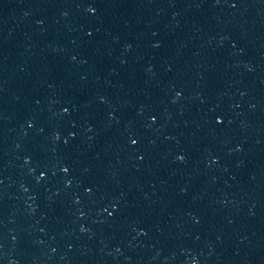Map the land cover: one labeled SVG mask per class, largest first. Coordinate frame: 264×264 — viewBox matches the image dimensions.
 Masks as SVG:
<instances>
[{
  "label": "water",
  "instance_id": "water-1",
  "mask_svg": "<svg viewBox=\"0 0 264 264\" xmlns=\"http://www.w3.org/2000/svg\"><path fill=\"white\" fill-rule=\"evenodd\" d=\"M0 264H264V28L129 146L1 216Z\"/></svg>",
  "mask_w": 264,
  "mask_h": 264
}]
</instances>
